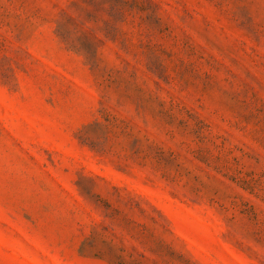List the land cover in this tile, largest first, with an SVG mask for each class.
Listing matches in <instances>:
<instances>
[{
    "label": "rangeland",
    "instance_id": "374dc122",
    "mask_svg": "<svg viewBox=\"0 0 264 264\" xmlns=\"http://www.w3.org/2000/svg\"><path fill=\"white\" fill-rule=\"evenodd\" d=\"M0 264H264V0H0Z\"/></svg>",
    "mask_w": 264,
    "mask_h": 264
}]
</instances>
